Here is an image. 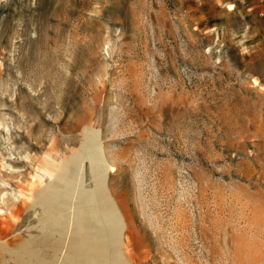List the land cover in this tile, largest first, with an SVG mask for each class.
Returning a JSON list of instances; mask_svg holds the SVG:
<instances>
[{"label": "rangeland", "instance_id": "obj_1", "mask_svg": "<svg viewBox=\"0 0 264 264\" xmlns=\"http://www.w3.org/2000/svg\"><path fill=\"white\" fill-rule=\"evenodd\" d=\"M262 14L0 0V264H264Z\"/></svg>", "mask_w": 264, "mask_h": 264}, {"label": "crops", "instance_id": "obj_2", "mask_svg": "<svg viewBox=\"0 0 264 264\" xmlns=\"http://www.w3.org/2000/svg\"><path fill=\"white\" fill-rule=\"evenodd\" d=\"M250 1H253V2L257 3V7L262 8L263 11H264V0H250ZM262 15H264V14H262Z\"/></svg>", "mask_w": 264, "mask_h": 264}]
</instances>
